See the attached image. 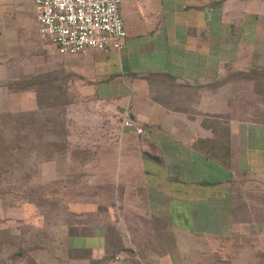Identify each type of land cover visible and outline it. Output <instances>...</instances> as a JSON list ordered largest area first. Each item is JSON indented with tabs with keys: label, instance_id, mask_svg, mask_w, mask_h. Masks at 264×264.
I'll return each mask as SVG.
<instances>
[{
	"label": "crops",
	"instance_id": "1",
	"mask_svg": "<svg viewBox=\"0 0 264 264\" xmlns=\"http://www.w3.org/2000/svg\"><path fill=\"white\" fill-rule=\"evenodd\" d=\"M120 11V50L60 55L30 0H0V112L34 110L47 93L40 79L57 95L65 75L70 107L55 114L86 150L33 170L23 161V176L59 192L42 216L29 196L18 217L0 201L6 255L17 264H264V119L239 114L238 91L221 81L228 70L264 71V0H121ZM124 114L143 133L123 127Z\"/></svg>",
	"mask_w": 264,
	"mask_h": 264
},
{
	"label": "rangeland",
	"instance_id": "2",
	"mask_svg": "<svg viewBox=\"0 0 264 264\" xmlns=\"http://www.w3.org/2000/svg\"><path fill=\"white\" fill-rule=\"evenodd\" d=\"M230 71V72H228ZM227 75L221 80L223 82L225 81H232L231 86L233 88H236L238 91L237 96L239 97V101H242L243 105L241 107L239 106V114L244 116L246 112L248 114H252L253 118H257L259 120L264 119V72L259 70H252L248 71L247 74H240L236 73L235 71L228 70ZM69 78L65 75L61 76V92L57 95L52 94V80L47 79V77L44 80H41L40 85H37L36 90H41L42 92H47L45 95H37V105L34 110H36V115L32 116L29 120H32L33 123L35 122V129L36 133H31L32 136H30L31 141H42V136H45L46 132H55L59 136V140L63 136L64 130H67L68 133L71 134L69 131V127H65V125L70 123L71 120L68 118H61L58 117L57 114H55V110L59 112V110L65 111V109L68 110L70 107L69 98L71 99V96L69 94L65 93L66 84L68 82ZM37 81L38 84V80ZM40 87V89H38ZM57 91V90H56ZM18 96H12L9 98L15 105L20 101L18 99ZM6 100V99H5ZM5 100H1L0 102H3L5 104ZM19 105V104H18ZM46 106V107H45ZM39 107V109H38ZM247 107L248 109H245ZM38 109V110H37ZM1 110V107H0ZM16 111V110H9V112L3 111L0 112V114H14L17 116L20 115H31V111ZM41 110V111H39ZM22 113V114H21ZM25 120V119H24ZM27 121V120H25ZM11 130H13L11 128ZM28 134V133H27ZM69 135V134H68ZM67 135V136H68ZM26 137L27 135L24 134ZM46 137V136H45ZM5 138H11V136H5ZM28 140V139H26ZM58 142V151L61 152H70V149H76L78 151L79 149L75 147V145H69L67 149L63 147V143L59 144ZM45 145V143H41V145ZM38 143H35V146H38ZM73 146V147H71ZM27 145H24V148H26ZM47 148V147H46ZM56 148V147H55ZM52 147L49 148L51 150ZM69 149V150H68ZM39 151V148L37 149ZM68 150V151H67ZM83 150V149H81ZM10 152V151H9ZM73 153V152H72ZM3 154V155H2ZM13 155V153H10ZM23 158V161L26 164H30V169L33 170L35 167H37V164H34V156L32 152L28 149H24L19 153ZM48 156V153H45ZM15 155V154H14ZM22 161V163H23ZM22 166V165H21ZM20 167H17V169L13 166V160L7 158V156L4 155L3 152L0 153V201L4 203L5 205H15V216L20 215V204L22 201V197L29 196V199L31 202H34L39 205V216H42L43 213L47 211H52L51 204L54 201V197L56 196L55 193L59 192V190L56 191L53 187V184L50 182L41 183L42 180H40V183L38 182V176H35L34 174L29 175H22L21 171L19 169ZM29 177V178H28ZM29 179V181L25 179ZM60 189V188H58ZM63 192L62 190L60 191ZM12 203V204H10ZM17 205V206H16ZM35 210V209H34ZM5 210L0 209V219L4 220L2 224H5V217L4 215ZM10 211H8L9 213ZM33 212L32 209L30 211ZM17 217H13L12 219H18ZM8 222L9 225L14 226H20V222H16L15 220ZM5 235L3 233H0V264H17L19 262H16L14 259L10 258V255H6V240ZM18 261V260H17Z\"/></svg>",
	"mask_w": 264,
	"mask_h": 264
},
{
	"label": "built area",
	"instance_id": "3",
	"mask_svg": "<svg viewBox=\"0 0 264 264\" xmlns=\"http://www.w3.org/2000/svg\"><path fill=\"white\" fill-rule=\"evenodd\" d=\"M30 1L37 8L40 36L60 55L87 56L92 51L108 53L123 46L126 30L120 11L121 0ZM121 125L143 133L142 127L127 114L123 115Z\"/></svg>",
	"mask_w": 264,
	"mask_h": 264
},
{
	"label": "trees",
	"instance_id": "4",
	"mask_svg": "<svg viewBox=\"0 0 264 264\" xmlns=\"http://www.w3.org/2000/svg\"><path fill=\"white\" fill-rule=\"evenodd\" d=\"M263 72L264 71H262V73ZM22 84L23 82H15L10 84V87L13 86L15 89H17L20 88ZM36 114H37L36 110L31 111V115H27V116L26 115L17 116L14 114H0V153L3 152L4 155L7 156V158L13 160V166L15 168L17 167L21 168L23 157L19 153L24 149H28L30 153L32 152L33 154H35L34 164L38 165L41 162L51 161L54 158L61 157L65 154L64 153L65 151L61 152L57 150L58 148L57 141L60 142L59 144L63 143V147L65 148V150L70 145L69 141L67 140V135L69 134L67 130H64V132L62 133L63 136L60 140L58 139L59 135L53 131L46 132L45 133L46 137L42 136L43 142L36 140L34 141L29 140L30 136H32L31 133L33 134L36 133L35 132L36 129L34 128L35 122L33 123V121L29 119L32 118L33 115L35 116ZM24 119L27 121H25ZM11 128L13 130H11ZM24 134L27 136L25 137ZM5 136H11V138H5ZM35 143H38L39 145L35 146ZM41 143H45V145L44 144L41 145ZM24 145H27V147L24 148ZM50 147H52L51 150H49ZM38 148L39 151L37 150ZM78 149H79L78 151H76V149L73 150L70 149V152H73V154L77 156L79 154L80 157H82V154L86 150L85 149L81 150L79 147ZM10 153H13V155H11ZM45 153H48V156ZM121 251L122 250L116 248L114 250V253L110 255V257L114 258L115 256L119 255L117 253H120Z\"/></svg>",
	"mask_w": 264,
	"mask_h": 264
}]
</instances>
